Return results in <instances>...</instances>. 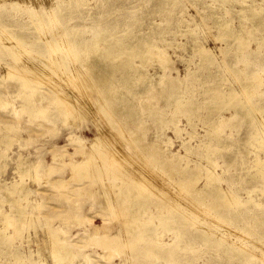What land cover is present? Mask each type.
<instances>
[{
  "label": "bare ground",
  "instance_id": "bare-ground-1",
  "mask_svg": "<svg viewBox=\"0 0 264 264\" xmlns=\"http://www.w3.org/2000/svg\"><path fill=\"white\" fill-rule=\"evenodd\" d=\"M70 1H74L76 6L81 0ZM219 1L228 3L225 5L228 12L239 4L240 8L235 11L238 23L240 25L250 21L251 28L243 33L233 22L235 17H223L211 11L210 17L218 29L215 40H220L221 45L213 50L195 39L193 41L192 55L197 56L196 65L226 64L227 67L224 66L223 77L212 78L211 86L203 94L211 116L210 138L207 143H203L207 151L206 157L211 163L210 169H205V182L202 188H195L200 166L193 164L191 167L186 164L183 170L191 172H186L187 176L178 180L179 187H173L172 192L170 187L163 185L162 180L161 185L156 180V175L161 179L165 178L167 167L171 164L170 158L174 154L163 153L171 143L170 139L164 140L158 135L145 138L144 132L142 133L143 116L151 115L154 121L160 122L165 121V114L162 112L167 109L172 114L189 115L200 105L193 102L188 83L181 87L180 78L172 76L174 68L171 67L172 61L164 47L168 43L158 44L162 40L163 30L148 35L131 34L119 26H102L105 20L102 22L101 14L94 16L98 22L96 19L91 21V25L97 28L80 40H76L79 31L73 25L50 29V21L43 19H30L28 28L37 31L36 36H29L26 31H22L23 28L13 27L11 30L3 25L0 27V52L9 55L13 63L9 68V76H13L23 89L19 90L18 96L24 102H29L12 112L17 115L26 110L30 114L38 112L44 115L52 106L61 115L90 118L96 131L93 138L86 139L76 133L75 129H71L67 136L69 143L76 142L80 146L73 153L63 151L64 146L55 147L50 154L49 170L53 164H62L69 168L68 179L76 177L80 181L89 182L90 186L84 184L75 192L80 190L87 193L97 184L96 181L101 182L97 187L101 190L97 200V215L102 217V223L95 225L91 222L92 219L86 220L87 224L83 226L85 233H81L85 236L80 238L82 242L90 241L97 246L90 248L87 243H73V236L66 235L65 228H61L64 225L71 229L73 226L69 221L80 216L79 207H74L76 204L70 202L76 211L63 216L60 226H53L45 221L46 237L37 241L36 251L39 255L46 252L47 256L44 255L38 261L31 259L30 264H94L92 258L112 264L114 256L120 257L116 264H137L138 253L153 256V248L159 249L168 257L183 239L180 232L184 226L188 236L192 232L191 239H206L217 244L225 242L233 253L247 260L258 257L256 250H264L263 245H260L263 237L244 228L232 227L227 223L226 216L220 213L221 208H238L248 202L241 199L236 191L221 188L216 173L218 165L211 157L212 153L227 147L229 135L223 131L226 122L235 115L240 116L249 127L251 137L245 142L250 143L255 139L254 136L261 135L259 146L264 148V118L261 115L264 113V103L257 97L264 94L260 89L264 83V72L255 68L258 61L252 57L264 44V5L257 0H216ZM175 3L176 0H167V4ZM163 7L158 6L156 11ZM133 15L131 22L135 24L140 16ZM73 19L69 17L67 21ZM100 25L102 27L98 28ZM15 30L21 34L17 36ZM252 41H256L255 48L251 47ZM36 43L41 44L45 53L32 50L31 46ZM217 50L220 56H226L230 52L234 55L237 50L240 52L232 61H224L222 64ZM149 62L156 63V67L147 68L146 64ZM40 84L49 88L46 104L34 105L33 98H44L37 89ZM157 86L161 89L158 88L151 94L152 88ZM146 93L150 94L147 100L144 99ZM157 94L159 96L152 105L146 103ZM159 99L163 100V104ZM2 103L4 101L0 95V104ZM225 112L229 116H225ZM46 120L51 121V118L46 116ZM107 122L115 130V136L132 147L130 154L118 148L113 149L115 142L112 143L107 138L111 131L106 134ZM4 127L11 129L13 126ZM174 131H179V128L175 126ZM106 145L113 146V156L109 152V146L108 149H103ZM101 148L106 152L101 151ZM5 157V153L0 152V159ZM15 163L22 176L29 168L40 170L41 160L36 159L27 164L19 155ZM253 167L255 176L261 182L260 191L264 192V155L254 159ZM66 179H61L57 186H65ZM160 186H165L166 189ZM206 189L208 195L203 194ZM29 192L26 186L16 181L0 189V243L10 242L28 225L23 203ZM3 201L9 204L8 211L1 212ZM62 214L56 213L54 216ZM9 226L13 228L11 235L5 231ZM166 230L172 235L164 238L163 232ZM125 247L130 252L137 251L136 254L119 255ZM14 254L17 259H23L17 249H14Z\"/></svg>",
  "mask_w": 264,
  "mask_h": 264
},
{
  "label": "rangeland",
  "instance_id": "rangeland-1",
  "mask_svg": "<svg viewBox=\"0 0 264 264\" xmlns=\"http://www.w3.org/2000/svg\"><path fill=\"white\" fill-rule=\"evenodd\" d=\"M251 1L247 0V2ZM257 1L264 5V1ZM73 2L70 0H0V27L3 25L6 26V29L23 28L22 31H26L29 36H36L37 31L28 28L30 19H43L46 22L50 21L48 25L50 29H60V27L73 25L77 32L79 31L78 36L75 35L74 37L76 40H80V38L88 37L91 30L97 28L95 25H91V21L96 19L94 16L101 14L102 22L105 20L104 23L101 22L102 26L103 24L109 25V27L119 26L131 34L148 35L163 30L161 37L165 42L161 40L158 44L168 43L164 44V47L172 61L171 67L174 68L172 76L180 78L181 87H185L188 83L193 94V102L200 107L189 115L172 114L167 109L162 112L165 114V121L160 122L154 121L151 115L144 114L142 133L144 132L145 138L158 135L164 140L169 138L171 142L169 146H166L167 150L162 152L164 154L170 152L174 155L170 158L171 164L167 167L165 178L161 179L159 175H156L160 177L156 178L158 183L162 180L163 185L166 188L170 187L169 190L172 192L174 191L173 187H179L178 180L191 172L183 170L185 165L189 164L192 167L193 164H198L200 167L198 168V180L195 188H202L206 179L205 169L211 165L206 157L207 151L203 146V143L208 142L211 133L210 109L204 102L206 96L203 94L211 86L212 78L223 77L224 66L227 67L224 61H232L240 51L237 50L234 55L230 52L226 56H220L219 50H217L218 59L224 66H217V64L198 66L196 65L197 56L192 55L194 52L193 41L195 39L202 45L204 44V47L213 50L221 45L220 40H215L218 29L210 17L211 11H215L223 17L232 15L235 17L233 22L237 29H242L243 33L247 32L251 28V22L246 21L239 25L236 17L235 11L240 8V5L236 4V7L228 12V7L225 6L228 3L216 2V0H176L174 5L167 4V0H81L79 5L76 3V6ZM158 6L164 7L160 11H156ZM83 13L87 15L83 16ZM133 14L140 16L135 24L131 22L133 21ZM81 15L82 17H79ZM69 17L74 19L68 22ZM146 19L148 20L145 23ZM96 21L98 22L97 19ZM101 25L98 28L102 27ZM20 34L21 32L17 31V36ZM15 35L16 33L13 36ZM255 46L256 41H252L251 47L255 48ZM31 47L36 52L45 53V49L41 47L40 43ZM252 57L258 61L255 68L264 72V44ZM11 61L9 55L0 52V95L4 101L0 104V152H4L6 155L5 158L0 159V189L6 184L16 181V183L26 186L30 192L26 202L23 203L27 213L28 225L10 242L0 243V264H30L31 259L38 261L44 255L47 256L46 252L39 255L36 251L37 241H42L46 237L45 221L50 225L60 226L63 216H69L73 211H76L70 202L76 204L74 207H79L80 216L69 221L73 226L71 229L64 225H61V228H65L66 235L73 236V243H87L90 248H93L97 245L90 241L82 242L80 238L85 236L81 233H85L83 226L87 224L86 220L92 219L91 222L95 225L102 223V217L97 215L99 206L97 200L101 194V190L97 187L101 182L96 181L97 184L91 187L87 193L80 190L75 192L76 189H81L84 184L90 186L89 182L80 181L76 177L68 179L69 168L62 164H53L49 170L50 154L55 147L64 146L63 151L73 153L74 149L80 146L76 142L69 143L67 136L71 129H75L76 133L81 134L86 139H91L96 132L93 123L90 118L81 115L74 118L71 115H61L52 106L44 115L38 112L30 114L26 110L15 115L12 112L14 109L19 110L23 107L22 105L29 102H24L18 96L19 90L23 89L19 87L18 81L13 76H9V68L13 65ZM239 65L240 63H238ZM146 67L153 69L156 67V63L149 62ZM212 84L215 83L212 82ZM158 88L161 89L160 86L152 88L150 93L156 92ZM37 89L44 98H33L32 103L34 105L46 104L49 88L45 84H40L37 85ZM260 89L264 92V83ZM148 95L150 94L148 93ZM148 95L146 93L145 100L149 98ZM158 96L159 94L150 98L146 103L152 105ZM257 97L260 102L264 103V94ZM159 101L163 104V100L159 99ZM225 114V116H229L226 112ZM261 115L264 118V113ZM46 116H49L51 121H47ZM4 125H12L13 127L7 129ZM106 125L108 127L106 134L108 135V132L111 131L107 138L109 137L108 139L112 143L115 142L113 144L115 148L112 146L113 149L118 148L130 154L132 147L124 143L120 137L115 136L116 132L110 128L109 122ZM175 126L179 128V131H174ZM112 133L113 137L111 136ZM223 133L229 135L227 147L220 148L219 151L211 154L212 159L218 165L216 173L219 177L220 186L223 190L236 191L237 195L248 203L238 208H221L219 211L226 216L227 223H230L232 227L244 228L264 238V192L260 191L261 182L255 176V168L253 167L254 159L264 155V148L259 146L258 141L261 135L254 136L255 139L246 143L245 140L251 137L249 127L240 116L236 115L226 122ZM114 136L118 142L115 141ZM108 146L110 151H107L113 156L110 145L104 146L103 149H108ZM143 150L150 154V151L145 147ZM19 155L27 164L40 159V170L29 168L27 173L21 176L15 163ZM120 165L122 166V164ZM113 166L115 165L113 164ZM61 179H66L63 187L57 186ZM165 186L160 187L164 189ZM203 194H207V189L204 190ZM71 208L72 210H70ZM8 209L9 204L3 201L1 212L8 211ZM68 211L69 213H67ZM56 213L63 214L54 216ZM77 222L79 224H76ZM181 229L180 236H183V239L170 256L167 257L159 249L153 248L155 250L153 256H146L143 252L138 253L137 264H264V252L262 254L264 250H256L258 257L247 260L233 253L225 242L217 244L206 239H191L192 232L189 237L185 226ZM5 231L11 235L13 228L9 226ZM170 235L172 233L167 230L163 232L164 238ZM77 240L81 242H77ZM260 245H263L262 249H264V240L260 242ZM14 249H17V253L23 259L16 258ZM136 252L134 250L130 252L125 247L119 255L122 256L126 253L133 255ZM92 259L94 264H106L99 259ZM119 261L120 257L114 256L111 263L116 264Z\"/></svg>",
  "mask_w": 264,
  "mask_h": 264
}]
</instances>
